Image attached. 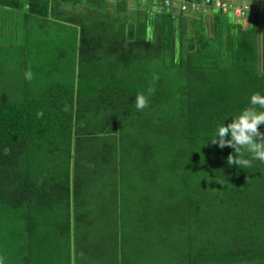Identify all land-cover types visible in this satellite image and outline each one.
<instances>
[{"label":"trees","instance_id":"16d2710c","mask_svg":"<svg viewBox=\"0 0 264 264\" xmlns=\"http://www.w3.org/2000/svg\"><path fill=\"white\" fill-rule=\"evenodd\" d=\"M169 1L0 0L4 264H264V164L211 143L264 95V22Z\"/></svg>","mask_w":264,"mask_h":264},{"label":"clouds","instance_id":"9594fccd","mask_svg":"<svg viewBox=\"0 0 264 264\" xmlns=\"http://www.w3.org/2000/svg\"><path fill=\"white\" fill-rule=\"evenodd\" d=\"M24 78L29 82L34 78L31 69L24 73ZM158 79L159 77L154 74L153 81ZM154 91V88L149 87L148 94L152 95ZM134 107L137 111H143L149 107L148 96L144 93L137 94ZM43 115L42 111L37 113L38 118ZM261 125H264V95L254 93L250 97L249 107L243 109L231 123L217 127L211 143L218 145L220 149L225 147L234 149V154L227 157L229 166L246 169L252 167V161L264 164V132L260 131ZM246 153L250 154V159L245 158ZM0 264H4L2 258H0Z\"/></svg>","mask_w":264,"mask_h":264},{"label":"built area","instance_id":"2783aa9c","mask_svg":"<svg viewBox=\"0 0 264 264\" xmlns=\"http://www.w3.org/2000/svg\"><path fill=\"white\" fill-rule=\"evenodd\" d=\"M170 1L166 0L165 4L169 5ZM215 7L220 9L222 12L227 13L233 11L238 17L254 16L257 17L259 24L264 22V6L254 7L249 4H233L225 2L224 0H204L202 4H191V9L198 11L201 7ZM183 10H188V3L183 2Z\"/></svg>","mask_w":264,"mask_h":264},{"label":"crops","instance_id":"0c3cea01","mask_svg":"<svg viewBox=\"0 0 264 264\" xmlns=\"http://www.w3.org/2000/svg\"><path fill=\"white\" fill-rule=\"evenodd\" d=\"M178 1H181V0H178ZM224 1H228L229 3H233V4H251L250 3L251 0H224ZM252 3H254V1ZM261 4L264 5V3H262V0H261ZM243 22L246 23V24L250 23L249 19L248 20L246 19Z\"/></svg>","mask_w":264,"mask_h":264},{"label":"rangeland","instance_id":"374dc122","mask_svg":"<svg viewBox=\"0 0 264 264\" xmlns=\"http://www.w3.org/2000/svg\"><path fill=\"white\" fill-rule=\"evenodd\" d=\"M254 1V3H257V2H259V4L258 5H256L257 7H261V6H263V4H261V1L260 0H251V4H252V6H253V4L254 3H252ZM226 2H228V1H226ZM229 3V2H228ZM262 3H264V0L262 1ZM255 5V4H254ZM234 12L233 11H230V14H228V17H230V18H233L234 17ZM242 20V19H241Z\"/></svg>","mask_w":264,"mask_h":264}]
</instances>
